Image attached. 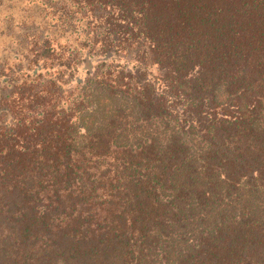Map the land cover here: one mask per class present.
Instances as JSON below:
<instances>
[{
  "label": "trees",
  "instance_id": "trees-1",
  "mask_svg": "<svg viewBox=\"0 0 264 264\" xmlns=\"http://www.w3.org/2000/svg\"><path fill=\"white\" fill-rule=\"evenodd\" d=\"M0 264H264V0H0Z\"/></svg>",
  "mask_w": 264,
  "mask_h": 264
}]
</instances>
